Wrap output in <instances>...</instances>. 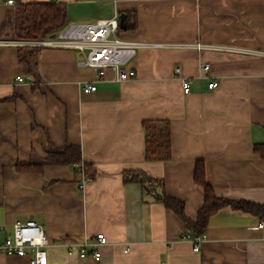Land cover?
<instances>
[{"label": "crops", "instance_id": "crops-1", "mask_svg": "<svg viewBox=\"0 0 264 264\" xmlns=\"http://www.w3.org/2000/svg\"><path fill=\"white\" fill-rule=\"evenodd\" d=\"M48 1L66 4L69 23L118 15L125 38L166 45L143 48L132 61L136 77L125 82L110 68L99 77L73 49L22 55L17 46H0V224L7 225L0 240L14 221L34 219L49 239L48 264H264V218L222 207L196 251L183 238L184 220L143 183L125 179L131 171L163 178L164 191L194 220L205 197L194 177L200 160L217 196L264 204V156L257 150L264 144V0H0V38H18V2ZM198 41L233 50L186 45ZM243 48L252 52L234 50ZM86 83L96 90L84 92ZM146 119L170 122L169 160L146 159ZM73 144L94 171L83 189L71 165L18 167ZM96 233L108 238L99 258L68 249ZM29 258L0 253V264Z\"/></svg>", "mask_w": 264, "mask_h": 264}, {"label": "built area", "instance_id": "built-area-1", "mask_svg": "<svg viewBox=\"0 0 264 264\" xmlns=\"http://www.w3.org/2000/svg\"><path fill=\"white\" fill-rule=\"evenodd\" d=\"M14 0H8V4H14ZM166 44L156 42L140 41L131 38H125L120 32V21L118 15L112 18H100L97 22H73L70 21L66 26L53 35H47L41 39L34 38H0V46H17V47H37V48H62L73 49L83 54L82 65H89L97 70V75L103 76L105 70L110 68L115 72V78L120 82L129 81L136 77V69L133 66V59L143 48H157ZM194 47L198 51L203 49L233 50L232 47H222L199 42L186 44ZM239 52H252L250 49H234ZM255 53V52H253ZM202 69L208 72L210 63L202 64ZM178 77L182 76V67L176 66L174 69ZM18 81L23 77L18 76ZM217 85V81L209 84V88ZM97 86L92 83H86L82 86L84 92L96 90ZM192 89L191 78L186 77L182 82V91L185 94L190 93ZM81 166L82 181L80 188L92 181V176H87L82 163L76 164ZM264 226V219L258 227ZM11 232L4 235L0 240V253L13 254L17 256H30L29 264H48L47 246L49 239L41 224L34 219L16 220L11 224ZM7 231V225L0 224V235ZM206 234L193 236L187 231L183 238L192 240L196 251L199 245L205 240ZM108 243V238L104 233H96L90 241L69 243V250L78 249L82 257L93 256L99 258L101 252L98 246ZM128 251V248L125 249Z\"/></svg>", "mask_w": 264, "mask_h": 264}, {"label": "trees", "instance_id": "trees-1", "mask_svg": "<svg viewBox=\"0 0 264 264\" xmlns=\"http://www.w3.org/2000/svg\"><path fill=\"white\" fill-rule=\"evenodd\" d=\"M17 9L14 24L18 38L41 39L49 34H56L57 31L69 23L68 8L63 2L48 1L26 4L18 2ZM39 50L40 48L37 47H19L22 55L23 52L35 54ZM22 60H25L23 56ZM143 129L146 135V159L158 162L169 160L172 156L170 122L168 120L146 119L143 122ZM257 150L264 156V144H260ZM47 152L48 155L44 162L40 164L30 163L28 165L19 164V169L41 171L45 163L53 165L68 164L74 167V171L77 174L81 175L82 168L76 164L82 163L85 174L93 178L94 171L91 165L83 161L80 146L73 144L59 148L50 147ZM194 177L196 182L203 186L205 197L197 217L192 220L186 215L184 202L173 198L164 191L163 178H153L145 173H136L134 171L125 173L126 181L143 183L145 193L150 192L156 202L163 203L173 209L184 220L188 232L193 236L205 233L210 216L225 206L251 212L260 218H264V204L248 200L232 201L222 196H217L211 182L207 179L205 163L200 160L197 161Z\"/></svg>", "mask_w": 264, "mask_h": 264}, {"label": "rangeland", "instance_id": "rangeland-1", "mask_svg": "<svg viewBox=\"0 0 264 264\" xmlns=\"http://www.w3.org/2000/svg\"><path fill=\"white\" fill-rule=\"evenodd\" d=\"M13 22H14V20H13Z\"/></svg>", "mask_w": 264, "mask_h": 264}]
</instances>
